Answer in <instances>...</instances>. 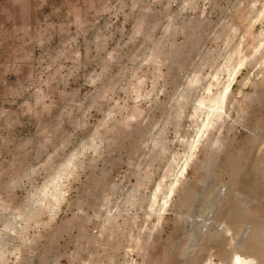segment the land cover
Returning a JSON list of instances; mask_svg holds the SVG:
<instances>
[{
	"label": "rangeland",
	"instance_id": "1",
	"mask_svg": "<svg viewBox=\"0 0 264 264\" xmlns=\"http://www.w3.org/2000/svg\"><path fill=\"white\" fill-rule=\"evenodd\" d=\"M237 253L264 264V0H0V264Z\"/></svg>",
	"mask_w": 264,
	"mask_h": 264
},
{
	"label": "bare ground",
	"instance_id": "2",
	"mask_svg": "<svg viewBox=\"0 0 264 264\" xmlns=\"http://www.w3.org/2000/svg\"><path fill=\"white\" fill-rule=\"evenodd\" d=\"M231 89H232V84H230L229 86L226 87L225 92L222 94L223 100H226V97L229 94V92L231 91ZM224 191L225 190H221V192H220V198H221V196L224 195ZM197 219L198 218L196 216H194V217L191 218L192 221L193 220H197ZM211 224L217 225V228H219V229H222V227H226L225 224L220 223V222H217V221H215L213 219L208 218V219H206L202 223V226L199 229V235H201L203 232H206V230L208 229V227ZM248 234H250V230H247L246 231V235H248ZM234 261H235V264H258L257 261L254 258H251V259L248 260L245 257H243L241 254H238V253L235 255V260Z\"/></svg>",
	"mask_w": 264,
	"mask_h": 264
}]
</instances>
